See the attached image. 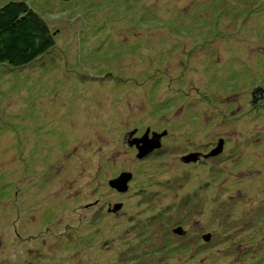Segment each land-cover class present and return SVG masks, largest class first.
Instances as JSON below:
<instances>
[{"label": "rangeland", "instance_id": "1", "mask_svg": "<svg viewBox=\"0 0 264 264\" xmlns=\"http://www.w3.org/2000/svg\"><path fill=\"white\" fill-rule=\"evenodd\" d=\"M18 1L55 44L0 67V264H264V0Z\"/></svg>", "mask_w": 264, "mask_h": 264}, {"label": "trees", "instance_id": "2", "mask_svg": "<svg viewBox=\"0 0 264 264\" xmlns=\"http://www.w3.org/2000/svg\"><path fill=\"white\" fill-rule=\"evenodd\" d=\"M61 1L67 2L69 0ZM54 44L55 43L53 40L51 28L47 25L46 21L38 13H36L26 2L18 0L9 1L0 6V67H6L8 69H19L30 66L33 63L39 61V59H41L45 55H47L48 52H50V50L53 48ZM206 133L207 132L205 131L204 133L199 134L196 137L204 136ZM226 139L227 138H225V142ZM220 141L224 142L223 139H220ZM155 151V153H159L160 149H158V151ZM210 153L211 151L205 155L201 154V156L203 158L209 157L208 155ZM230 171L233 172V169H231ZM157 183L162 184L159 181H157ZM181 205L185 206L183 202ZM166 207L167 205L165 206V208ZM111 209H113V207L108 208L107 211L109 212V210L111 211ZM249 210H251V208ZM160 214L161 217H159L158 219L161 220V222L157 219L156 222L159 221V224L161 225L166 222L163 219L164 217H167V215L162 212H160ZM151 219L153 220V218ZM158 226L159 225H157V227ZM134 228L135 225H129L126 229L123 230V232L127 231L126 234H131ZM177 228L182 231L181 235H183L185 231H183L179 225L172 230V235H175L173 231ZM140 229L141 228L137 227L135 231H139ZM137 234L133 236L130 235L129 239L131 241L132 239L134 240ZM209 236L210 234L201 235V237H199L198 239V242L200 241L201 243L198 244L197 247H199L202 243L203 245H205V242L211 240ZM206 237H208V239H206ZM228 244L229 243H227L226 245L229 246L230 249L227 252L234 253L233 249L235 246H233V244ZM134 247L135 245L132 243L131 248ZM146 252H148V254H150L151 256H153L154 259L157 260H160L161 258L172 257L175 255H182L184 253L190 256L194 255L193 252L189 253V249L184 245V243L173 245L170 237H167L166 239L161 241L159 246H156L154 249ZM215 261H217V258L215 259ZM134 262L137 263L138 261L134 260Z\"/></svg>", "mask_w": 264, "mask_h": 264}, {"label": "water", "instance_id": "3", "mask_svg": "<svg viewBox=\"0 0 264 264\" xmlns=\"http://www.w3.org/2000/svg\"><path fill=\"white\" fill-rule=\"evenodd\" d=\"M147 134H148V132L146 131L143 134L142 138H140L138 140H133L134 141L133 144H138V146H136V149H137V152H138L137 153V157L138 158L145 157L149 153L154 152L155 150H158L161 147V144H160V141H159L160 138H161L160 135H155L152 139L149 140L147 138ZM131 143L132 142H130V145H132ZM139 143H142L141 147L139 146ZM148 147H150V148H148ZM221 147H222V141H219L217 150L216 151H211L212 155L209 154L208 156H214V155H217L218 153H220L221 152ZM190 157L187 156V157H184V158L187 161H189ZM192 161H194V160H192ZM131 178H132L131 174L122 173V174L119 175V177H117V178H115L113 180H110L108 182V185H109V187L111 189H114V190H116L119 193H124V192L127 191V187H128L127 185H128V182L131 180ZM120 207H121L120 204L115 205V206H113L112 211L116 212V211H118L120 209ZM173 232L175 234H177V235H181L182 234V231L179 228L175 229ZM206 239H208V237H206Z\"/></svg>", "mask_w": 264, "mask_h": 264}, {"label": "flooded vegetation", "instance_id": "4", "mask_svg": "<svg viewBox=\"0 0 264 264\" xmlns=\"http://www.w3.org/2000/svg\"><path fill=\"white\" fill-rule=\"evenodd\" d=\"M144 133H145V132H144ZM144 133H143V134H144ZM139 137H142V133H141V135H140ZM132 141H133V140H132ZM136 145H137V144H136ZM132 147H133V146H132ZM133 148H134V147H133ZM157 151H158V150H157ZM155 152H156V151L152 152L151 154H154ZM151 154H150V155H151Z\"/></svg>", "mask_w": 264, "mask_h": 264}]
</instances>
